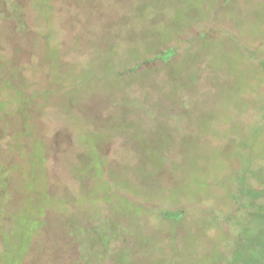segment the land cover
I'll return each mask as SVG.
<instances>
[{
    "label": "rangeland",
    "instance_id": "obj_1",
    "mask_svg": "<svg viewBox=\"0 0 264 264\" xmlns=\"http://www.w3.org/2000/svg\"><path fill=\"white\" fill-rule=\"evenodd\" d=\"M18 1L0 0V264H211V225L264 180V0ZM96 222L122 232L109 260Z\"/></svg>",
    "mask_w": 264,
    "mask_h": 264
},
{
    "label": "trees",
    "instance_id": "obj_2",
    "mask_svg": "<svg viewBox=\"0 0 264 264\" xmlns=\"http://www.w3.org/2000/svg\"><path fill=\"white\" fill-rule=\"evenodd\" d=\"M11 2L13 3V7L9 8L12 15L11 17L19 18L22 5L18 0H11ZM167 44H163L158 50L161 51L163 56L159 60L163 62H167V60L174 55L171 46H167ZM0 65L3 67L6 66L3 64ZM0 70H2L1 66ZM1 90L0 86V94ZM23 94L25 95V92H23ZM24 95L22 96L21 94L22 104L21 109L17 112L18 114H22L25 110H29ZM0 108L3 109L5 107L0 103ZM3 128L5 127L0 126V132H3ZM5 132L6 137L12 135V132L7 129ZM2 140L3 139L0 138L1 143ZM1 167L2 165L0 163V208L3 206L7 208V210H10L8 205L11 202V195L9 196L10 198L7 199V193L11 194V182L9 177L6 176V170H2ZM262 168L264 171V165ZM262 177L264 179V175H262ZM13 197L14 195L12 196V199ZM4 198L7 199V201L2 202ZM232 206L235 207L232 209ZM166 218L168 217L163 216V219L167 220ZM46 219L47 214L44 215V221H46ZM226 219L228 221L223 223L221 227L213 228L212 226L214 225H211L210 230L215 229L218 233L217 236L221 234L224 240L222 243L217 244L216 246L214 245L213 249L215 254L211 264H264V180L255 184L249 182L248 184H242V186L239 187L237 194H234L230 199ZM33 220L34 221L32 222L26 221L22 228V235L24 237L28 233L31 234V236L29 235V238L31 239L29 245L26 244V246L21 244L18 249L24 247L32 249L36 246L35 242L37 241L38 244L41 243V239L45 236L43 232L47 225L43 222V217L38 216V218ZM83 230L92 233L90 243L93 245V248L95 246L97 247L98 255L101 254L104 260L111 259L110 253L112 254L111 251L114 247L113 244H116V242L120 240L122 233L119 232V237L112 242L115 238L114 236L117 235L119 228L114 224L96 222L92 227ZM218 230H220V232ZM228 240H230V242ZM87 241L89 242L88 239ZM26 260L27 258L23 256L22 259H20L19 264H26Z\"/></svg>",
    "mask_w": 264,
    "mask_h": 264
}]
</instances>
